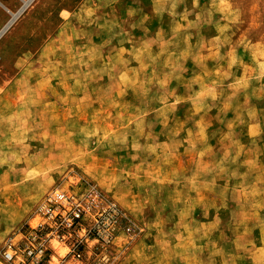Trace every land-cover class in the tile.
I'll return each instance as SVG.
<instances>
[{
    "label": "rangeland",
    "instance_id": "1",
    "mask_svg": "<svg viewBox=\"0 0 264 264\" xmlns=\"http://www.w3.org/2000/svg\"><path fill=\"white\" fill-rule=\"evenodd\" d=\"M9 12L0 264H264V0H0V30ZM53 188L86 210L59 238L34 228Z\"/></svg>",
    "mask_w": 264,
    "mask_h": 264
},
{
    "label": "built area",
    "instance_id": "2",
    "mask_svg": "<svg viewBox=\"0 0 264 264\" xmlns=\"http://www.w3.org/2000/svg\"><path fill=\"white\" fill-rule=\"evenodd\" d=\"M85 212L81 200L69 195L63 189L53 188L46 194L37 209L39 221L34 228L47 226L49 235L59 238L63 235L59 231L69 230L73 225L79 224ZM99 216L101 220L95 227L96 235L102 242L109 243L113 237L114 225L123 218V213L116 204L110 202L106 204V208ZM11 246L12 243L8 244L4 252L8 260L14 255L11 252ZM38 252L42 250L39 249Z\"/></svg>",
    "mask_w": 264,
    "mask_h": 264
},
{
    "label": "bare ground",
    "instance_id": "3",
    "mask_svg": "<svg viewBox=\"0 0 264 264\" xmlns=\"http://www.w3.org/2000/svg\"><path fill=\"white\" fill-rule=\"evenodd\" d=\"M26 4V3H25ZM20 12L16 13H12L9 12L11 18L10 20L6 23V25L0 30V37L2 36V34L5 32V30L12 24V22H14V20L16 19V17L18 16ZM8 182V181H7ZM11 188V187H10ZM11 191V190H10ZM8 193V192H7Z\"/></svg>",
    "mask_w": 264,
    "mask_h": 264
}]
</instances>
